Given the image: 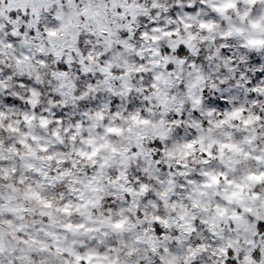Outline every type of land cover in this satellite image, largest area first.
<instances>
[{
    "label": "clouds",
    "instance_id": "obj_1",
    "mask_svg": "<svg viewBox=\"0 0 264 264\" xmlns=\"http://www.w3.org/2000/svg\"><path fill=\"white\" fill-rule=\"evenodd\" d=\"M262 223L264 0H0V264H264Z\"/></svg>",
    "mask_w": 264,
    "mask_h": 264
},
{
    "label": "snow or ice",
    "instance_id": "obj_2",
    "mask_svg": "<svg viewBox=\"0 0 264 264\" xmlns=\"http://www.w3.org/2000/svg\"><path fill=\"white\" fill-rule=\"evenodd\" d=\"M260 227H261L262 229H264V223H262V224L260 225ZM78 259H80V258L78 257Z\"/></svg>",
    "mask_w": 264,
    "mask_h": 264
}]
</instances>
